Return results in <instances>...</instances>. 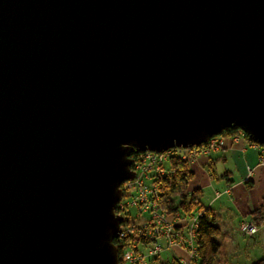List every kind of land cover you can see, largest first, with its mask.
I'll return each mask as SVG.
<instances>
[{
    "label": "water",
    "instance_id": "95a60500",
    "mask_svg": "<svg viewBox=\"0 0 264 264\" xmlns=\"http://www.w3.org/2000/svg\"><path fill=\"white\" fill-rule=\"evenodd\" d=\"M264 144V0H0V264H119L133 150Z\"/></svg>",
    "mask_w": 264,
    "mask_h": 264
},
{
    "label": "built area",
    "instance_id": "2783aa9c",
    "mask_svg": "<svg viewBox=\"0 0 264 264\" xmlns=\"http://www.w3.org/2000/svg\"><path fill=\"white\" fill-rule=\"evenodd\" d=\"M245 133L239 128L231 137L238 141ZM250 142L260 148V163L264 165V145ZM224 144L225 137L218 134L201 145L138 151L131 164L134 177L122 184V195L115 205V213L123 216L116 236L123 243L119 264H201L197 240L199 218L204 211L185 214L164 205V192L176 174L170 157L179 156L190 162L199 153L218 151ZM173 197L176 207L180 197ZM240 228L249 235L258 231L254 221H241ZM172 248L180 251L171 252ZM165 251L169 254L163 258Z\"/></svg>",
    "mask_w": 264,
    "mask_h": 264
},
{
    "label": "crops",
    "instance_id": "0c3cea01",
    "mask_svg": "<svg viewBox=\"0 0 264 264\" xmlns=\"http://www.w3.org/2000/svg\"><path fill=\"white\" fill-rule=\"evenodd\" d=\"M260 153V148L245 136L238 141L226 136L220 150L199 153L189 162L194 175L186 192L200 191L202 203L214 208L221 232L234 230V217L238 218V226L241 221H252L251 212L264 202V165L260 163Z\"/></svg>",
    "mask_w": 264,
    "mask_h": 264
},
{
    "label": "trees",
    "instance_id": "16d2710c",
    "mask_svg": "<svg viewBox=\"0 0 264 264\" xmlns=\"http://www.w3.org/2000/svg\"><path fill=\"white\" fill-rule=\"evenodd\" d=\"M238 127L232 126L224 128L221 135L231 136L238 131ZM245 136L252 142L248 134ZM257 143V142H256ZM260 145H264L259 143ZM138 151L133 150L130 154L132 161L137 156ZM170 164L176 170V174L172 177L167 190L164 192L165 204L170 209L181 210L185 214H193L199 210H203L202 216L199 220V236H198V248L200 254L201 264H217L219 251L221 249V242L217 240V236L221 233V228L217 223V216L214 212V208L206 206L200 199V191L198 189L186 192V187L189 181L193 178L194 172L190 167V163L187 160L182 159L179 156H171ZM124 191V190H123ZM125 192H123L124 194ZM178 194L180 201L178 206L175 207L173 197ZM251 218L257 226L264 225V202L260 207L251 212ZM114 243L119 252V260L121 262V250L122 242L118 238H114ZM252 264H264V256L254 261Z\"/></svg>",
    "mask_w": 264,
    "mask_h": 264
},
{
    "label": "rangeland",
    "instance_id": "374dc122",
    "mask_svg": "<svg viewBox=\"0 0 264 264\" xmlns=\"http://www.w3.org/2000/svg\"><path fill=\"white\" fill-rule=\"evenodd\" d=\"M209 189L206 190L208 195ZM210 192V191H209ZM204 193L203 201L206 198ZM206 201V200H205ZM231 205V203L229 204ZM134 213V209L131 208ZM234 216V215H233ZM234 230L225 229L216 238L221 242L217 264H252L257 259L264 256V225L254 235L245 233L238 226V218L234 217ZM175 249V250H174ZM171 252H178L180 249L172 248ZM169 251L162 253V257H166Z\"/></svg>",
    "mask_w": 264,
    "mask_h": 264
},
{
    "label": "bare ground",
    "instance_id": "6f19581e",
    "mask_svg": "<svg viewBox=\"0 0 264 264\" xmlns=\"http://www.w3.org/2000/svg\"><path fill=\"white\" fill-rule=\"evenodd\" d=\"M123 244V243H122Z\"/></svg>",
    "mask_w": 264,
    "mask_h": 264
}]
</instances>
